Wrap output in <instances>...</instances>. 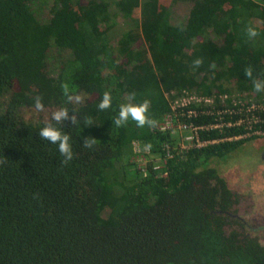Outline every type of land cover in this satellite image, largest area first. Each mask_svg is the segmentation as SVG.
Segmentation results:
<instances>
[{"label": "trees", "instance_id": "16d2710c", "mask_svg": "<svg viewBox=\"0 0 264 264\" xmlns=\"http://www.w3.org/2000/svg\"><path fill=\"white\" fill-rule=\"evenodd\" d=\"M249 65L264 79V0H0V264H264V246L234 226L233 193L211 162L264 130ZM64 82L82 103L66 102ZM184 90L213 104L173 109ZM105 91L112 106L101 111ZM133 91L156 127L112 123ZM36 95L45 114L30 119ZM61 106L77 118L62 125L67 165L38 135ZM166 114L216 141L182 148L174 127L159 128ZM221 121L241 122L208 127Z\"/></svg>", "mask_w": 264, "mask_h": 264}, {"label": "clouds", "instance_id": "9594fccd", "mask_svg": "<svg viewBox=\"0 0 264 264\" xmlns=\"http://www.w3.org/2000/svg\"><path fill=\"white\" fill-rule=\"evenodd\" d=\"M244 32L248 39H254L258 36L257 30L252 26H247ZM203 58H196L192 62L193 69H197L203 64ZM244 75L252 80L253 89L256 93H264V79L254 77V68L249 65L244 69ZM62 94L66 98L67 103H82L83 98L79 94H75L74 90L68 82L61 84ZM136 92H130L128 94L127 102L122 103L119 106L118 116L112 121V123L117 127L125 126L131 119L135 121L137 127H149L154 128L157 126V121L151 117L149 113L150 101L145 99L142 102L136 103ZM112 106V96L110 92L105 91L103 93L100 102L98 103V109L103 111L107 110ZM32 110L34 114H38L44 111L43 97L41 95H36L33 98ZM69 110L67 107L61 106L57 110L51 113V118L47 121L44 126L40 129L38 135L40 139L47 140L51 144H55L58 147V152L60 156L63 157L60 160L61 165H67L73 159L74 153L72 146L70 144V136L62 131V125L65 121H70L72 126L76 124L77 118L74 114L69 115ZM91 120L86 119L85 125H92ZM58 125L60 127H58ZM97 140L92 136H88L83 139L82 147L85 149H93ZM151 144L145 145V150H150ZM4 161H0L3 163ZM35 198H39V194H36Z\"/></svg>", "mask_w": 264, "mask_h": 264}, {"label": "rangeland", "instance_id": "374dc122", "mask_svg": "<svg viewBox=\"0 0 264 264\" xmlns=\"http://www.w3.org/2000/svg\"><path fill=\"white\" fill-rule=\"evenodd\" d=\"M188 7V3L177 4L175 6V10L178 16H185ZM121 23L122 19L118 17L117 24L120 25L115 28L114 34L112 35L114 44L120 37L121 33L124 31V29L121 30V27L123 28V26H121ZM27 112L28 117H30V119L38 118L44 116L45 114V111L38 114H34L32 109L27 110ZM173 133H175L174 136L178 141V144L180 143V145H182L183 147L188 145L186 138L190 135L189 129L178 127L174 128ZM262 147L264 148V134H261V137L258 136L257 138L248 140L242 146L231 151L227 157L214 158L211 162L214 166L218 168V170L222 174V177L227 181V185L229 188L231 187L232 189L235 186H243L248 190L250 189L249 185H254V180L258 178V175L260 173V166L262 163L258 162L255 159L254 155L256 150L260 152ZM235 164H238V167H235ZM225 172H228L227 176L225 175Z\"/></svg>", "mask_w": 264, "mask_h": 264}, {"label": "flooded vegetation", "instance_id": "af4514ba", "mask_svg": "<svg viewBox=\"0 0 264 264\" xmlns=\"http://www.w3.org/2000/svg\"><path fill=\"white\" fill-rule=\"evenodd\" d=\"M254 156L262 163L258 178L254 180L256 184L249 185L251 190L243 186L233 187L236 190L230 187L235 199L231 216L238 220V224L234 225L238 230L255 237L264 246V148L262 147L260 152L256 150ZM235 167H238V164H235ZM227 173L225 172L226 176ZM225 182L227 184L226 180Z\"/></svg>", "mask_w": 264, "mask_h": 264}, {"label": "built area", "instance_id": "2783aa9c", "mask_svg": "<svg viewBox=\"0 0 264 264\" xmlns=\"http://www.w3.org/2000/svg\"><path fill=\"white\" fill-rule=\"evenodd\" d=\"M226 98V95L222 97V99L224 100ZM192 102L195 103H203L205 105H210L213 104V98L212 97H201L198 94L194 93V92H190V91H186L184 90L180 95L177 96V98L174 100V102L172 103V108H177V107H184ZM233 102L237 103L238 101L233 99ZM256 107L255 104H253L252 106H250L248 109H252ZM220 113V111L218 112ZM196 114V110L195 109H190L188 111V115H195ZM241 121H229L227 123H224V121H221L215 125H210L208 127H222L223 125L226 126H232V125H236L239 124ZM185 128V129H189L190 130V135L189 137L186 138L188 145L183 147L181 145L182 148H188L191 146H195V147H201L206 145L209 142H215L216 140H212V141H201L199 138L195 137L196 135H194L198 129V127H193L192 125H186L184 123L181 122H177L176 119H174V116L171 114H166L163 121L159 124V128L165 130L166 128ZM253 132V133H252ZM261 134H264V130L260 131V130H255V131H251L250 133H247L245 135H258L261 136ZM244 135V136H245ZM243 136H236L235 138H240ZM231 139V138H230ZM141 149L136 148V157L135 160L136 162L140 165V166H144L143 169H145V166L147 164V160L145 161V158L140 155V151ZM172 153L171 151H167L166 156H171ZM167 159L164 160V162H166ZM157 161V160H156ZM163 161V160H162ZM160 165H157L156 167H159Z\"/></svg>", "mask_w": 264, "mask_h": 264}]
</instances>
